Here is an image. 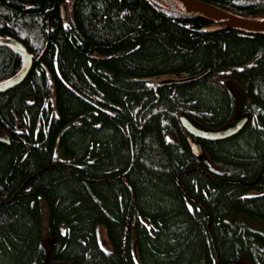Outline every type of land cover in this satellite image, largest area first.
<instances>
[{
  "label": "trees",
  "instance_id": "trees-1",
  "mask_svg": "<svg viewBox=\"0 0 264 264\" xmlns=\"http://www.w3.org/2000/svg\"><path fill=\"white\" fill-rule=\"evenodd\" d=\"M207 24L152 0H0V37L32 55L0 91V264H264V33ZM21 63L0 45V82ZM180 115L246 121L196 155Z\"/></svg>",
  "mask_w": 264,
  "mask_h": 264
},
{
  "label": "water",
  "instance_id": "water-1",
  "mask_svg": "<svg viewBox=\"0 0 264 264\" xmlns=\"http://www.w3.org/2000/svg\"><path fill=\"white\" fill-rule=\"evenodd\" d=\"M156 4L163 6L167 9L182 13L199 16L210 22L206 25L207 30L216 29L220 26H227L235 30L249 32V33H264V18H250L245 17L213 3L205 0H152ZM60 14L62 21L67 19V7L66 4H61ZM0 45H5L14 50L21 57V67L10 78L0 82V91H4L20 82L26 75L30 67L31 53L26 47L17 39L8 37H0ZM204 72L184 76L180 78H163L158 80L160 84L184 82L200 77ZM182 126L194 137L189 139L191 150L194 154L199 155L202 152L201 145L198 139H223L234 133H236L245 123L246 117L241 116L234 122L215 129H208L198 126L192 122L185 115L179 116ZM8 135L0 129V141L8 142Z\"/></svg>",
  "mask_w": 264,
  "mask_h": 264
},
{
  "label": "rangeland",
  "instance_id": "rangeland-1",
  "mask_svg": "<svg viewBox=\"0 0 264 264\" xmlns=\"http://www.w3.org/2000/svg\"><path fill=\"white\" fill-rule=\"evenodd\" d=\"M47 219V211L43 203H41V222L42 225L46 222Z\"/></svg>",
  "mask_w": 264,
  "mask_h": 264
},
{
  "label": "bare ground",
  "instance_id": "bare-ground-1",
  "mask_svg": "<svg viewBox=\"0 0 264 264\" xmlns=\"http://www.w3.org/2000/svg\"><path fill=\"white\" fill-rule=\"evenodd\" d=\"M169 10H170V9H169ZM172 11H173V10H172ZM175 12H176V11H175ZM178 13H179V12H178ZM207 21H208V20H207ZM208 24H210V22H209V21H208ZM208 24H207V25H208ZM248 33H249V32H248ZM13 51H14V50H13ZM31 58H32V55H31ZM30 63H31V62H30ZM9 78H10V77H9ZM7 79H8V78H7ZM158 84H159V83H158ZM165 85H166V84H165ZM16 128H17V129H20V126H19V125H17V126H16ZM1 130H3V129H1ZM3 131H4V130H3ZM4 132L7 134V132H6V131H4ZM7 135H8V134H7ZM8 139H9V136H8Z\"/></svg>",
  "mask_w": 264,
  "mask_h": 264
}]
</instances>
